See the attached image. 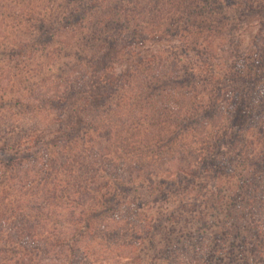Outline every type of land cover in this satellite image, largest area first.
Here are the masks:
<instances>
[{
  "label": "trees",
  "instance_id": "16d2710c",
  "mask_svg": "<svg viewBox=\"0 0 264 264\" xmlns=\"http://www.w3.org/2000/svg\"><path fill=\"white\" fill-rule=\"evenodd\" d=\"M63 1L65 7L60 8V12L56 14L57 18L49 15L47 18L44 16L41 18L40 29L42 34H48L52 41L56 35H62L65 31L77 36L74 45H70L74 50L63 54L59 59L63 65L56 74V85L60 89L65 84L66 88L62 92L56 89V93L42 96L41 99L43 101L46 98L47 103H55L53 106L60 110L59 112H64L58 115L60 127L56 130V137L64 148L70 144L73 147L78 146L77 140L80 137L83 139L92 130L96 133L99 130L100 133L97 134L99 140L91 141L95 155L90 154L92 157L90 164L96 165V168L84 169V165L73 159L70 171L66 168L63 173L69 180L50 188L48 185L55 180L54 176L59 168L54 161L55 157L52 156L50 161L55 174L52 178H47L46 187L40 189L37 187L38 184L32 187L34 181L22 184L18 196L28 197L16 200L15 206L11 209L9 206L0 209V264H138L139 255L133 260L126 259L125 255L129 250H134L142 240L148 239L149 232L159 234L166 230L174 233L176 224L180 222L184 212H202L203 202H207L204 207L208 209V201H203L204 198L200 200V195L195 191L201 183L199 181L201 173L207 172L209 177H213L211 174L221 176L220 174L224 172L229 179V176L235 173L239 175V170L250 169L251 174L244 183L235 185V191L239 192L246 191L258 181L257 177L260 178L264 173V138L261 139L264 134V86L256 91V87L247 84L248 79L244 74L236 77V84L227 91L218 80V76H214L208 83L209 88L206 87L210 89V93L207 90V93L199 91L196 70L198 71L197 68L201 64L195 65L193 60L184 61L170 43L181 30V27L175 29L171 27L175 20L168 21V26L160 25L147 32H137L133 29L135 34L131 39H126L117 35L125 31L122 23L109 19L103 22L101 28L99 27L101 21L97 18L96 22L91 24V31L84 36L82 29L85 27V21L94 13L95 5L102 3L103 0ZM128 2L132 3L133 0ZM135 2L139 3L141 0ZM191 2L195 3V0ZM109 30H112L111 34H108ZM218 32L217 37L221 40L219 44L227 45L228 49H231L229 39L225 41L220 30ZM207 39L210 40L212 37ZM80 42L82 44L78 45ZM178 42L190 49L187 38H182V35ZM58 43L60 44L59 41ZM157 45L166 47L159 51L156 49ZM81 46L83 53L79 52ZM198 46L206 50V45ZM143 47L151 49L155 54L145 55L142 53ZM12 51L10 49L7 52L12 54ZM89 51L100 52L98 60L85 54ZM194 51L197 52L195 48ZM133 58L135 65L142 66L148 75L141 76L133 97L128 100L118 99L117 93L113 91L114 82L125 75L126 70L116 74L113 72L115 64L127 63ZM72 64L75 65L72 67ZM94 65L102 66L108 74L102 79L85 80L84 77L90 71L96 70ZM153 68L156 70L152 71ZM212 70L215 72V69ZM75 73H79V76L73 75ZM184 88H187L186 95ZM88 90L96 93L85 100V107H79L80 111L68 109L67 104L76 98L78 93ZM194 90L198 95L206 97L207 102L191 105L187 112L174 113V107H171L172 99L189 96L188 101H192L198 96ZM256 96L260 101L259 105L263 104L258 111L255 109V103L254 105L251 103ZM166 99L164 105L163 100ZM125 103L129 105L128 108ZM113 105L124 115L113 118L110 114ZM146 106H149L152 112H142L139 109ZM83 109L88 112L85 114L86 117L96 112L94 115L100 114L103 118L95 123L96 119L92 117L90 120L94 124L84 120L82 128L79 129L76 120ZM70 111L76 113V116ZM173 115L176 117L171 120ZM257 115L262 122L250 127L254 128V134H260L257 139L259 151L255 159L254 153L252 156L246 154L244 156L243 150L247 151L251 143L250 137L245 136L243 132L248 129L249 122L255 121L253 118ZM124 117L126 120L123 121ZM170 121L171 125H167ZM190 126L192 127L188 130ZM125 133L128 134L123 136ZM188 133L193 136L192 142L186 140L175 145L180 137ZM195 140L199 142L196 143ZM5 141L7 143L0 147L3 154L10 150L18 151V147L10 145L8 140ZM103 144L107 147L100 151ZM172 150L175 151L171 154ZM235 150L237 155H233ZM66 156L70 155L66 153ZM83 156L86 155L82 154V160ZM107 156H110V159ZM154 158H159V162L155 163L157 159ZM111 159L116 160V164L109 165ZM7 162L5 164H12V161ZM174 162L176 164H173ZM136 163L138 166L134 168ZM218 163L219 167L216 165ZM61 166L65 168L64 165ZM133 170L136 172L135 175ZM145 184L149 188L142 192ZM176 185L178 187L175 190L184 196L178 200L180 206L178 209L173 207H165L162 211L155 209L151 216L147 212L144 213V209H149L152 202L146 199V194L149 196L163 194V197H167L170 189ZM85 197H88L89 201L86 202ZM61 198L66 200L58 203V199ZM159 198L157 197L155 202ZM218 200L220 198L215 195L211 197L209 209L215 208ZM72 202L75 207L84 208L83 212L75 214L69 212L65 216L63 211L70 208ZM122 213L124 216L136 217L150 224V228L139 226L138 231L126 230L120 225ZM43 222L47 229L42 227L41 232L38 227ZM51 226L52 231L49 230ZM43 234L46 236L41 240ZM153 244L154 240L148 239V243L140 252L147 257L149 255L147 251H151Z\"/></svg>",
  "mask_w": 264,
  "mask_h": 264
},
{
  "label": "rangeland",
  "instance_id": "374dc122",
  "mask_svg": "<svg viewBox=\"0 0 264 264\" xmlns=\"http://www.w3.org/2000/svg\"><path fill=\"white\" fill-rule=\"evenodd\" d=\"M62 1L63 0H8V3L17 6V10L9 11L7 14H5L3 9L0 8V147L7 143L5 140H8V143L13 147H18V151L16 152L10 150L9 152L3 154V152L0 151V209L5 206H9L11 209L15 206L16 200L19 198L22 199V197H28L18 196V194H20L18 192L19 187H21V185L24 183L34 181L32 187L38 184L37 187H40V189L47 186V178H52L55 174L52 171L53 164H51L50 161V157L52 156L55 157L54 161L57 165H59V168H57L58 172H56V176H54L55 180H52L53 182H50L48 185L50 188H53L55 185H62L63 181L69 180V177H65L63 173L64 169L67 168L69 170V167H72L73 159L78 160L77 163L84 165V169L92 167L96 168V165L94 166L90 164V161H92L90 154L95 155V150L92 148L93 144H91V141L97 142V140H99L97 139V134L100 133L99 130L97 133L95 130H92L90 134L83 139L80 137V139L77 140L79 143L78 146L73 147L70 144V146L64 148V146L60 144L58 137H56V130L60 127L57 118L60 113L64 112H59L60 110H57V108L53 106L55 103H47L51 110L52 121H54L53 123H50L49 128L47 129V135H34V127L29 129L21 127L20 125L13 126L12 124H9L8 127L5 128L4 109L5 107H15V103L12 101H9L7 105L3 102V94L5 92L6 83L9 85L7 89L9 92L13 91L11 85L14 80L17 84L25 85L28 90V95L32 99H41L42 96L56 93V89L62 92L66 88L65 84L60 89L57 88L56 85V74L59 72V67L63 65L59 59L63 56V54H68L74 50L72 47H70V45H74L77 36H75V34L72 36L70 32L68 33V31H65L62 35H56V38L54 41H52L51 37L48 38V34L43 35L40 29V20L43 16L47 18V15H49L52 18H57L56 14L60 12V8L65 7V5H63L64 1ZM5 29L8 31L7 38L4 35ZM193 29L195 30L194 37L192 35ZM235 29L236 31L239 30L237 28ZM218 31V28L205 24L191 25L189 28H184V26H181L179 35L175 39H172V42H170L171 45L174 46L173 50L178 52L184 61L187 62L190 60L192 62L193 60L195 61V65L201 64V66L197 68L198 71L196 70L199 78H197L199 91L210 93V89H206V87L209 88L208 83H210L214 76H218V80L222 83V85H224V88L229 91L230 87L236 84L235 78L244 74H246V78L248 79L247 84L249 86L256 87V91L259 90V88L264 86V78L260 80L261 77H264V35H262L264 34V23H261L257 26L255 36L251 38L250 43L247 45L242 38L229 39V43H231V49H228L229 46L227 45L222 46L219 44L221 40H219L217 37V34L219 33ZM111 32L112 30H109L108 34H111ZM181 35L182 38H187L189 42L188 47H190V49L179 44L178 39ZM13 37L15 39H12ZM209 37H212V39H207ZM81 44V42L78 43V45ZM198 44L206 45V50L204 48L201 49L199 47L200 45L198 46ZM165 47L166 46L163 45H157L156 49H159L160 51V49ZM143 48L144 49H142V53H145V55H151V53L155 54L154 52H151V49H148L147 47ZM194 48L197 50V52L194 51ZM10 49L13 50L12 54L7 52ZM220 49H225V51H221ZM79 52H84L82 46ZM119 57L121 58L122 56L119 55ZM123 64V62H117L113 72L118 74ZM33 65L35 67H33ZM74 65L75 64H72L71 66L73 67ZM53 69H55V71H53ZM212 69H215V72ZM241 70L243 71L240 72ZM201 78L203 80H201ZM254 82L257 83L254 84ZM90 83L92 84V82ZM186 91L187 88H184V95H186ZM95 93L96 92L92 90H88V92L84 93H78L76 98L67 104L68 109L80 111L79 107H85V100ZM194 93H196L195 90ZM196 94L198 95V93ZM80 96H83L84 98H79ZM188 97L189 96L186 98L174 97L172 99L171 103L173 104H171V107H174V113H184L189 111L191 105L200 104L204 101L207 102V98L201 96V94H199L197 97L195 96V99L193 98L192 101L194 103H192V101H188ZM256 98L257 96L251 101V103H253V105L255 103L256 108H254L258 111L261 109V107H263V104L259 105L260 101H258ZM166 101L167 99L163 100L164 105ZM247 101H249L248 98ZM16 103H18V101ZM126 103L125 106L128 108L129 105L127 106ZM116 109H118V107H116ZM139 109L142 112H152V109L149 108V106L139 107ZM22 110L25 112H31L33 111V106L31 104L24 105ZM72 113L76 116V113L71 112V114ZM86 113H88L87 110L83 109L79 119L76 120L79 123V129L82 128V122L84 123V120L90 121L91 124H94L90 120L92 117H95V123L99 121V119L103 118V116L100 114L94 115L96 112L90 114V117H86ZM17 114L19 115L20 113ZM175 117L176 116L173 115L171 120H173ZM124 119L126 120V117L123 118V121ZM253 119L255 121L249 122L250 124H247L248 129L243 132L245 136L247 135V137H250L249 142L251 143L247 151L243 150V152L244 156L245 154L252 156L254 153L256 159L259 151L257 139L260 134H254V128L251 129L250 127H255L259 122H262V120L259 121L258 115ZM210 121L213 120L210 119ZM171 123V121L167 122V125H171ZM191 127L192 126H190L188 130H190ZM17 128H19V131L16 130ZM188 130H184V132ZM127 134L128 133H125L123 136H126ZM187 136L189 137L188 139ZM262 138H264V134H262L261 139ZM192 139L193 136L191 137V134L188 133L186 136L180 137L175 142V145H179L181 142H186V140L191 141ZM195 141L196 143L199 142L198 140ZM106 147L107 145L104 146L103 144V147L100 148V151H103V149H106ZM71 150H76V152ZM197 150H200V148H197ZM110 151H112V149ZM174 151L175 150H172L171 154ZM66 153L70 156H66ZM82 154L86 155L83 156V160L81 158ZM228 154L230 155V153ZM233 155H237L236 150ZM107 158L110 159V156H107ZM236 158L238 157L236 156ZM156 159L155 163H158L159 158ZM255 159L253 160L255 161ZM7 161H12V164H5ZM110 163L109 165H112L113 163L116 164V160L111 159ZM173 164H176V162ZM61 165H64L63 167L65 168H62ZM216 165H218V167L220 166L219 163ZM136 166H138L137 163L134 165V168ZM134 170L133 174L135 175L136 172ZM69 171H67V173ZM208 174L209 173L207 172H203L201 175H199L201 177L199 180L201 183L197 186V189L195 188V191L200 195V200L204 198L203 201H208L209 209L211 207L209 202L211 197L215 195L216 197L220 198V200H218V203H220L223 201L226 194L233 193L234 186L232 181L234 176L237 174L235 173L229 176V179L224 172L220 174L221 176L211 174L213 177H209ZM257 178L259 180V176ZM99 183H101V181H99ZM177 187L178 185L171 188V192L167 197H163V194L161 196L159 194L152 196L146 194V199L152 202L149 204V209H144V213L147 212V214L151 216V213H155V209H157V211H162L165 209V207H173L174 209H178L180 207L178 205V200L180 197L184 196L182 193H179L175 190ZM246 191H235L234 195H232L230 199L240 197L241 195L246 194ZM157 197L160 198L157 202H155ZM63 199L64 198L58 199V203L66 200V198L64 200ZM84 199L86 202L89 201L88 197H85ZM73 202L70 208L64 209L63 212L65 216H67L69 212H72L73 214L83 212L84 208L81 209L80 207H75ZM205 203L207 202H203L202 204V208L204 209ZM42 227H46L45 222L41 223V225L38 227L41 232L43 230ZM52 227L53 226H51L49 230H51ZM46 234L41 235V240H44ZM219 235L225 242L229 240L230 235L232 239H235V235L230 234L228 229H224ZM147 253L150 252L147 251Z\"/></svg>",
  "mask_w": 264,
  "mask_h": 264
},
{
  "label": "clouds",
  "instance_id": "9594fccd",
  "mask_svg": "<svg viewBox=\"0 0 264 264\" xmlns=\"http://www.w3.org/2000/svg\"><path fill=\"white\" fill-rule=\"evenodd\" d=\"M0 8L5 14L17 10V6L8 3V0H0ZM97 18L101 21V28L103 22L109 19L122 23L125 31L117 35L126 39H131L135 34L133 29L147 32L160 25L168 26V21L175 20L171 25L173 29L205 24L218 28L225 41L242 38L247 45L255 36L257 26L264 23V0H195V3L191 0H141L139 3L135 0L132 3L128 0H103L95 5L94 13L85 21L83 35L91 31V24ZM234 27L239 30L230 31ZM4 35L8 37L7 29ZM192 35L195 36L194 29ZM85 54L98 60L101 53L89 51ZM94 67L96 70L90 71L85 80L102 79L108 74L102 66ZM125 70L126 74L115 80L113 91L118 99L128 100L135 95L141 76L148 73L142 66L135 65L134 58L122 65L120 71ZM73 75L78 77L79 73ZM11 86L13 91L9 92L6 83L3 102L7 105L12 101L15 107L4 109L5 128L9 124L29 129L34 127V135H47L50 123L54 122L47 100L30 98L26 86L17 84L15 80ZM27 104L33 106V111L22 110ZM110 114L113 118L124 115L115 105ZM16 130L19 131V128ZM250 174V169L239 170V175L234 176L232 181L233 193L226 194L215 208L199 213L184 212L174 233L166 230L159 234L149 232L148 239L154 240V244L147 257L140 252L148 243V239H145L134 250H129L125 258L133 260L139 255L138 264H264V174L247 189L246 194L230 199L234 195L235 185L244 183ZM148 188L145 184L141 191ZM121 215L120 225L126 230L138 231L139 226L150 228V224L136 217ZM224 229L234 234L235 239L230 235L229 240L223 242L219 234Z\"/></svg>",
  "mask_w": 264,
  "mask_h": 264
}]
</instances>
